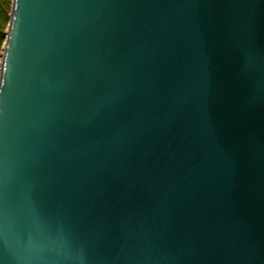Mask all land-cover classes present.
<instances>
[{
    "label": "water",
    "instance_id": "obj_1",
    "mask_svg": "<svg viewBox=\"0 0 264 264\" xmlns=\"http://www.w3.org/2000/svg\"><path fill=\"white\" fill-rule=\"evenodd\" d=\"M0 264H264V0H11Z\"/></svg>",
    "mask_w": 264,
    "mask_h": 264
},
{
    "label": "trees",
    "instance_id": "obj_2",
    "mask_svg": "<svg viewBox=\"0 0 264 264\" xmlns=\"http://www.w3.org/2000/svg\"><path fill=\"white\" fill-rule=\"evenodd\" d=\"M10 0H0V45L4 39V28L7 23Z\"/></svg>",
    "mask_w": 264,
    "mask_h": 264
},
{
    "label": "rangeland",
    "instance_id": "obj_3",
    "mask_svg": "<svg viewBox=\"0 0 264 264\" xmlns=\"http://www.w3.org/2000/svg\"><path fill=\"white\" fill-rule=\"evenodd\" d=\"M10 6H11V0H10L9 11L7 13V16L9 15V12H10ZM7 24H8V17H7V23H6L5 28H4V39H3V41H2V43L0 45V54H1V51L3 49V44H4V41H5V32H6V29H7Z\"/></svg>",
    "mask_w": 264,
    "mask_h": 264
},
{
    "label": "bare ground",
    "instance_id": "obj_4",
    "mask_svg": "<svg viewBox=\"0 0 264 264\" xmlns=\"http://www.w3.org/2000/svg\"><path fill=\"white\" fill-rule=\"evenodd\" d=\"M2 54H3V51H1V54H0V60L2 59V56H3Z\"/></svg>",
    "mask_w": 264,
    "mask_h": 264
}]
</instances>
